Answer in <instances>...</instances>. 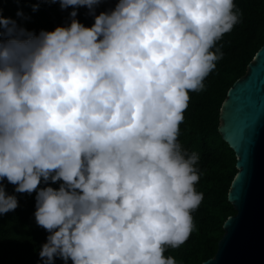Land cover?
Instances as JSON below:
<instances>
[{
	"label": "clouds",
	"instance_id": "9594fccd",
	"mask_svg": "<svg viewBox=\"0 0 264 264\" xmlns=\"http://www.w3.org/2000/svg\"><path fill=\"white\" fill-rule=\"evenodd\" d=\"M99 0H60L62 8ZM39 34L0 16V180L37 191L44 264H177L195 227L199 154L178 137L224 55L234 0H119ZM62 180L38 189L41 179ZM38 189V190H37ZM18 198L0 184V213Z\"/></svg>",
	"mask_w": 264,
	"mask_h": 264
},
{
	"label": "trees",
	"instance_id": "16d2710c",
	"mask_svg": "<svg viewBox=\"0 0 264 264\" xmlns=\"http://www.w3.org/2000/svg\"><path fill=\"white\" fill-rule=\"evenodd\" d=\"M119 0H99L88 6L62 8L60 0H0V16L15 21L17 28L39 34L41 30H54L70 25L71 12L85 26L95 22V16L111 11ZM239 11V22L216 42L224 55L216 68L205 78L204 88L191 92L184 112L178 140L188 152L199 154L197 164L200 179L197 191L204 193L198 209L192 215L194 229L189 239L178 248L168 247L165 255L173 256L177 264H202L213 258L224 235V223L236 213L228 195L238 173L235 151L219 132L220 112L228 91L237 80L245 76L248 65L264 44V0H234ZM0 24V39L7 38ZM62 180L41 179L39 188L51 185L59 188ZM8 194L18 198V207L0 213V264H44L40 256L50 231L39 225L35 218L37 191L16 192V185L7 178L0 180ZM37 189V190H38ZM53 264H65L56 256ZM67 264H73L69 258Z\"/></svg>",
	"mask_w": 264,
	"mask_h": 264
},
{
	"label": "water",
	"instance_id": "95a60500",
	"mask_svg": "<svg viewBox=\"0 0 264 264\" xmlns=\"http://www.w3.org/2000/svg\"><path fill=\"white\" fill-rule=\"evenodd\" d=\"M219 132L235 151L229 201L215 256L202 264H264V44L235 82L220 112Z\"/></svg>",
	"mask_w": 264,
	"mask_h": 264
}]
</instances>
